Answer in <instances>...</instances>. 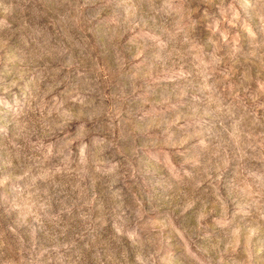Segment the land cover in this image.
Returning <instances> with one entry per match:
<instances>
[{"label": "rangeland", "instance_id": "obj_1", "mask_svg": "<svg viewBox=\"0 0 264 264\" xmlns=\"http://www.w3.org/2000/svg\"><path fill=\"white\" fill-rule=\"evenodd\" d=\"M0 264H264V0H0Z\"/></svg>", "mask_w": 264, "mask_h": 264}]
</instances>
